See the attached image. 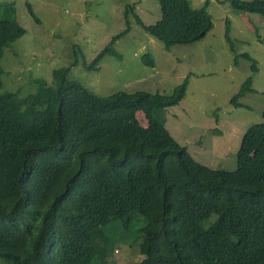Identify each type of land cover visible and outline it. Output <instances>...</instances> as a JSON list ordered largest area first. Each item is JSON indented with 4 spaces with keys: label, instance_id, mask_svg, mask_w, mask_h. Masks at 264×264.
Listing matches in <instances>:
<instances>
[{
    "label": "trees",
    "instance_id": "1",
    "mask_svg": "<svg viewBox=\"0 0 264 264\" xmlns=\"http://www.w3.org/2000/svg\"><path fill=\"white\" fill-rule=\"evenodd\" d=\"M159 2L156 23L145 25L137 15L136 22L165 48L199 41L213 28L204 7ZM228 3L264 16V0ZM27 13L37 21L29 6ZM23 33L14 5L1 3L0 58ZM228 34L226 20L233 52ZM239 55L257 68L249 53ZM143 62L154 59L144 53ZM1 72L0 65V257L104 264L99 254L127 238L139 240L143 257L123 264H264V108L263 120L240 136L235 167L212 168L156 116L155 109L185 97L188 76L168 95L99 96L63 74L56 86L35 85L19 97L1 91ZM253 91L248 76L229 103L239 106L237 99Z\"/></svg>",
    "mask_w": 264,
    "mask_h": 264
},
{
    "label": "rangeland",
    "instance_id": "2",
    "mask_svg": "<svg viewBox=\"0 0 264 264\" xmlns=\"http://www.w3.org/2000/svg\"><path fill=\"white\" fill-rule=\"evenodd\" d=\"M187 1L192 8H205L213 28L199 41L165 48L136 22L137 15L145 25L156 23L159 0H0L14 5L24 30L3 47L1 91L22 97L35 85L56 86L65 74L99 96L119 91L168 95L188 76L185 97L155 109L156 116L194 159L232 170L241 134L263 120L264 16L233 10L228 0ZM128 5L134 7L126 12ZM226 20L233 52L224 37ZM241 52L256 60L255 70ZM144 53L153 57V65L143 62ZM234 53H239L235 61ZM248 76L254 91L238 98L239 106L231 105L229 99ZM136 117L147 125L142 111ZM125 240L99 254L104 264L143 257L139 240ZM0 264L15 263L0 257Z\"/></svg>",
    "mask_w": 264,
    "mask_h": 264
}]
</instances>
